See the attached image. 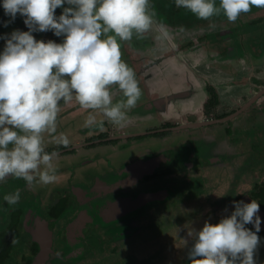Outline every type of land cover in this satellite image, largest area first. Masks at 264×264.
Wrapping results in <instances>:
<instances>
[{
    "label": "flooded vegetation",
    "instance_id": "1",
    "mask_svg": "<svg viewBox=\"0 0 264 264\" xmlns=\"http://www.w3.org/2000/svg\"><path fill=\"white\" fill-rule=\"evenodd\" d=\"M150 3L156 12L152 29L141 39L120 42L122 59L135 70L143 91L129 123L120 128L105 120L103 131L87 129L83 124L92 110L81 109L75 100L61 104L55 135L65 133L69 146L45 134L46 151L60 153L53 190L13 177L0 183V264H36L41 247L49 244L56 253H68L45 264H83L90 235H98L102 248L123 250L142 232L138 220L145 211L173 200V184L213 181L227 169L231 184L217 196L225 198L228 212L217 203L209 211L210 223L229 215L234 200H257L258 264H264V79L259 77L264 8L253 7L235 23L221 14L211 27L176 8L174 0ZM215 3L218 7L220 0ZM112 95L114 103L125 99L116 86ZM94 114L97 121L104 119ZM246 146L257 149L256 158L249 157ZM174 165L183 172L174 174ZM17 188L21 199L12 209L3 197Z\"/></svg>",
    "mask_w": 264,
    "mask_h": 264
},
{
    "label": "clouds",
    "instance_id": "2",
    "mask_svg": "<svg viewBox=\"0 0 264 264\" xmlns=\"http://www.w3.org/2000/svg\"><path fill=\"white\" fill-rule=\"evenodd\" d=\"M174 3L211 27L212 18L221 14L235 23L253 7L264 8V0H220L218 7L215 0ZM2 7L10 18L4 27L19 14L28 31L0 36L5 41L0 53V183L13 177L29 187L54 184V161L60 153L46 151L45 134L57 145L69 146L65 133L55 135L61 104L75 100L81 109L92 110L84 128L103 131L105 120L126 127L143 91L135 70L122 59L120 42L143 38L156 12L150 0H3ZM58 8L63 11L57 17ZM35 32L64 39L45 42L37 40ZM113 86L125 99L113 102ZM97 112L104 119L97 121ZM20 199L19 188L3 197L12 209ZM231 206L234 210L219 223L206 221L200 230L187 232L185 244L192 240L187 250L190 264H258L260 204L255 199L234 200Z\"/></svg>",
    "mask_w": 264,
    "mask_h": 264
},
{
    "label": "rangeland",
    "instance_id": "3",
    "mask_svg": "<svg viewBox=\"0 0 264 264\" xmlns=\"http://www.w3.org/2000/svg\"><path fill=\"white\" fill-rule=\"evenodd\" d=\"M259 77L260 80L264 79V72ZM251 114L252 111H248L246 116ZM243 137L245 140L252 138L251 135ZM176 150L177 148L174 147L173 159ZM246 150L251 152L252 156L249 155V157L256 158V148L246 146ZM258 151L263 152V150ZM183 158L184 156L180 160L182 161ZM178 171L183 172V168L174 165V174ZM230 173L231 171L227 169L216 180H199L198 184L193 182V180L198 179H183L180 181L183 184L179 182L178 186L176 183L173 184L176 185L173 190L175 193L173 200L164 205L163 208L149 212L151 215L147 214L148 211L146 210L145 215L138 220L142 232L135 238L134 242L128 243V246L123 250L106 248L105 245L102 248L100 244L96 243L98 235H90L87 257L83 264H185L183 260L189 262L187 250L192 240L189 239L188 246L185 244L187 232L193 228L200 230L206 221L210 223L209 211H212L211 208L218 207L216 206L217 203L219 206L224 204L225 198L218 199L217 195L226 190L224 185L231 184ZM213 174L215 176L218 172ZM163 186L168 187L169 184L163 183ZM49 187L51 188L49 192H51L53 184H50ZM180 189L183 190L178 192ZM226 207L227 205H223L222 208ZM103 253H107L109 257L98 260L96 256ZM110 254L114 255L110 256Z\"/></svg>",
    "mask_w": 264,
    "mask_h": 264
},
{
    "label": "trees",
    "instance_id": "4",
    "mask_svg": "<svg viewBox=\"0 0 264 264\" xmlns=\"http://www.w3.org/2000/svg\"><path fill=\"white\" fill-rule=\"evenodd\" d=\"M2 4H3V0H0V36L10 34L12 31L17 29L20 31H28V28L24 24V18L19 16V14L17 15L15 21L10 23L8 27L3 26L4 22L8 21L10 18L4 14V9L2 7ZM64 7H68V5L65 4ZM62 11H63L62 8H58L56 10L55 15L58 17L60 14H62ZM33 35L37 40H43L45 42H47L48 40H53L57 42L58 38H61L54 36L52 32H46V33L35 32L33 33ZM4 46H5V41L0 39V53L3 52Z\"/></svg>",
    "mask_w": 264,
    "mask_h": 264
},
{
    "label": "water",
    "instance_id": "5",
    "mask_svg": "<svg viewBox=\"0 0 264 264\" xmlns=\"http://www.w3.org/2000/svg\"><path fill=\"white\" fill-rule=\"evenodd\" d=\"M70 251L71 250H69V252ZM54 253H56V252H54V250H52V247H51L50 244L41 247L40 252L38 254V259H37L38 264H42V263L45 264L46 261L51 256H55L56 260L58 261L59 260L58 258L63 257V256H65L68 253V250L65 251L64 253H56V254H54ZM37 262H36V264H37ZM50 264H58V262L52 261Z\"/></svg>",
    "mask_w": 264,
    "mask_h": 264
}]
</instances>
